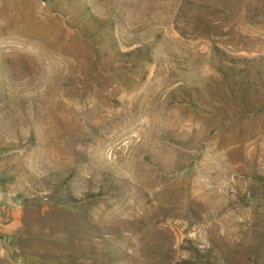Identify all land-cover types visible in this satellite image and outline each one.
Instances as JSON below:
<instances>
[{
	"label": "rangeland",
	"instance_id": "obj_1",
	"mask_svg": "<svg viewBox=\"0 0 264 264\" xmlns=\"http://www.w3.org/2000/svg\"><path fill=\"white\" fill-rule=\"evenodd\" d=\"M0 264H264V0H0Z\"/></svg>",
	"mask_w": 264,
	"mask_h": 264
}]
</instances>
